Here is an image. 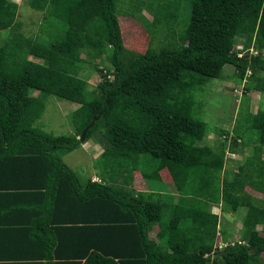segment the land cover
<instances>
[{"label":"trees","instance_id":"1","mask_svg":"<svg viewBox=\"0 0 264 264\" xmlns=\"http://www.w3.org/2000/svg\"><path fill=\"white\" fill-rule=\"evenodd\" d=\"M21 1L41 13L47 41L16 32L18 5L0 0V32L9 31L0 43V176L19 182L25 175L36 192L42 223L30 246L46 260L38 264H216V257L223 264H256L264 253V238L255 230L264 226V199L256 207L222 183L221 203L231 212L246 209L243 244L220 251L213 249L217 216L196 208L201 202L195 197L204 198L215 185L225 152L223 143L215 149L196 145L208 126L194 105L202 85L219 79L224 66L232 67L243 94L264 95V0H163L150 22L134 17L150 36L161 23L166 28L177 21L182 4L186 12L179 19H191L192 26L175 38L168 26L169 40L164 35L158 50L147 46L136 54L123 46L117 0ZM240 36L251 45L241 54L232 50ZM81 55L102 60L110 70L99 72L91 90L77 77L85 63ZM47 95L78 105L71 113L73 134L54 136L32 127ZM232 132V145L252 137L264 154V109L242 113ZM94 133L106 142L97 157L99 173L80 183L60 155ZM262 167L255 168L257 177H264ZM135 169L160 188L167 176L178 203L154 189L134 197L126 186ZM251 185L264 194L263 182ZM153 226L158 232L150 240Z\"/></svg>","mask_w":264,"mask_h":264},{"label":"rangeland","instance_id":"2","mask_svg":"<svg viewBox=\"0 0 264 264\" xmlns=\"http://www.w3.org/2000/svg\"><path fill=\"white\" fill-rule=\"evenodd\" d=\"M18 5L16 16L14 19L15 31L31 38L32 40L47 41L46 33L43 30L41 20V13L30 9L21 0H9ZM163 0H117L116 1V16L119 20V26L122 36L124 48L129 53H142L148 47L153 48L155 51L166 40L163 36L166 35L167 41L169 40V26L174 32V38L185 28H191L192 20L179 19L186 12L184 4L181 5L178 11L177 21L167 25L157 27L153 37L146 31V27L137 22L145 20L150 22L153 17L154 9L157 4H161ZM134 7L137 10H134ZM135 17V18H134ZM126 26V27H125ZM168 30V31H167ZM7 30L0 32V43L8 36ZM247 37H235L233 40L232 50L234 52H245L250 50L251 45ZM264 55V53L262 54ZM29 60L41 62L32 56H27ZM81 58L85 60L82 64L80 72L77 77L83 80L86 88L91 90L100 81L99 72L101 74L110 75V70L106 72V64L100 59H89L84 55ZM233 69L230 66H224L221 71L219 79L208 80L202 85L201 91L195 97V115L201 117L207 123L208 131L205 136L197 138L196 145L201 146L209 144L212 148H217L219 144L224 145L225 157L222 164V169L214 174L212 188H210L207 196L204 198L195 197L201 202L200 206L196 207L201 209L206 214L214 213L217 216L216 234L213 240V249L222 250L227 245L232 246L237 243L243 244L241 239L242 220L245 215V207L238 208L236 211L231 212L227 205L221 203L222 183H225L229 191L235 193L244 201L250 204L261 207L264 199L262 192L254 189L251 184L255 185L258 182H263L264 177H257L255 168L263 163L264 168V154L262 150H258L257 143L250 137L249 139L237 138L235 145H232L231 138L233 137L232 128L238 121L242 113H254L257 110L264 109V95L256 92H246L243 94L242 83H235L233 80ZM31 95L37 96V92H32ZM42 98V97H41ZM43 109L38 118L32 124V127L39 129L47 134L54 136L64 135L69 136L74 133L71 126V113L77 108L78 105L68 101L58 99L52 95H47L41 100ZM224 132L226 134H223ZM106 146L100 135L94 133L91 139L81 143L79 147L71 152L63 153L60 155L63 163L73 170L78 177L80 183H83L86 178L98 175L97 170V157L102 149ZM233 149V151L231 150ZM145 160L141 161V167ZM240 168V169H239ZM91 176V177H92ZM165 176V175H163ZM249 177L247 182L246 178ZM165 181L168 182L167 176ZM116 183H118L116 181ZM115 183V184H116ZM113 184V185H115ZM117 186V185H115ZM126 188L130 190L131 194L136 197L140 192H147L154 189L158 192H164L160 188V184L155 185L153 182L147 183L143 181L138 169L131 172V180ZM168 188V187H167ZM168 193L173 195L171 197V204L178 203V196L173 187L170 185ZM169 195V196H171ZM193 197V196H192ZM215 199V200H214ZM158 228L154 226L148 232V238L155 240ZM255 230L259 236L264 238V226L257 225ZM216 264H223L220 257H216ZM211 263V262H210ZM253 264V263H252ZM256 264H264V253L258 257Z\"/></svg>","mask_w":264,"mask_h":264},{"label":"crops","instance_id":"3","mask_svg":"<svg viewBox=\"0 0 264 264\" xmlns=\"http://www.w3.org/2000/svg\"><path fill=\"white\" fill-rule=\"evenodd\" d=\"M91 176L90 180L94 181ZM160 183L163 191L170 192L168 182ZM35 194V191H30L25 175L20 177L19 182L3 180L0 176V259L11 260L12 264H38L46 261L43 251L37 247V250L32 252L30 246L32 232L42 223L37 214L39 209L34 208ZM62 258L65 257L59 259Z\"/></svg>","mask_w":264,"mask_h":264},{"label":"water","instance_id":"4","mask_svg":"<svg viewBox=\"0 0 264 264\" xmlns=\"http://www.w3.org/2000/svg\"><path fill=\"white\" fill-rule=\"evenodd\" d=\"M97 118H94L91 120V122L81 131V134H80V141H83L84 139V136H85V132L86 130L93 124V122L96 120Z\"/></svg>","mask_w":264,"mask_h":264},{"label":"clouds","instance_id":"5","mask_svg":"<svg viewBox=\"0 0 264 264\" xmlns=\"http://www.w3.org/2000/svg\"><path fill=\"white\" fill-rule=\"evenodd\" d=\"M237 244H239V243H237ZM240 245H242V244H240Z\"/></svg>","mask_w":264,"mask_h":264}]
</instances>
